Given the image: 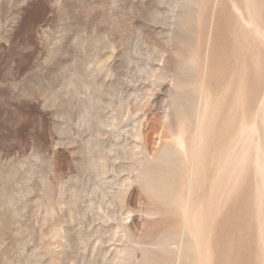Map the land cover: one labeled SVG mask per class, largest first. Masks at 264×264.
Segmentation results:
<instances>
[{"label": "rangeland", "instance_id": "rangeland-1", "mask_svg": "<svg viewBox=\"0 0 264 264\" xmlns=\"http://www.w3.org/2000/svg\"><path fill=\"white\" fill-rule=\"evenodd\" d=\"M0 264H264V0H0Z\"/></svg>", "mask_w": 264, "mask_h": 264}, {"label": "bare ground", "instance_id": "bare-ground-1", "mask_svg": "<svg viewBox=\"0 0 264 264\" xmlns=\"http://www.w3.org/2000/svg\"><path fill=\"white\" fill-rule=\"evenodd\" d=\"M104 121V120H103ZM102 122V121H101ZM100 123V122H99Z\"/></svg>", "mask_w": 264, "mask_h": 264}]
</instances>
